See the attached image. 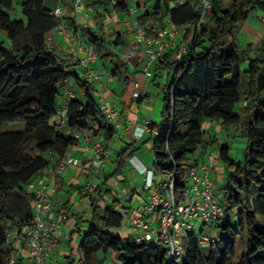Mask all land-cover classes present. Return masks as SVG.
<instances>
[{"label": "trees", "instance_id": "trees-1", "mask_svg": "<svg viewBox=\"0 0 264 264\" xmlns=\"http://www.w3.org/2000/svg\"><path fill=\"white\" fill-rule=\"evenodd\" d=\"M13 3L0 0V30L11 42L7 46L0 41V264H10L15 249L14 235L9 233L20 234L33 222L34 196L28 185L50 165L56 151L63 156L78 144L73 131L89 138L103 132L107 140L116 131L96 97L95 82L77 74L73 97L65 96L61 103L74 64L47 41V30L57 21L46 0L23 2L27 22L11 18L8 10ZM100 3L92 0L91 6ZM136 5L144 10L137 19L147 36L154 37L168 21L175 27L192 25L185 33L181 58L176 59L177 49L171 48L155 61L151 78L158 82L167 70L162 119L149 126L152 133L157 131L152 144L155 172L174 176L176 200L183 199L189 165L198 161L195 154L207 142L205 121L240 128L247 146L241 160L231 157L228 144L219 148L226 172L224 214L212 223L215 237L208 246H201L198 235L189 233L184 256L171 258L162 242L137 244L121 236L115 229L123 225L125 212L115 203L102 208L98 185L90 187L99 198L92 204L87 228L77 230L81 232L77 251L65 255L64 262L94 264L99 252L112 250L118 253L119 264H264V51L251 44L243 47L239 41L241 27L258 9L264 10V0H211L199 29L200 12L190 2L137 0ZM113 6L127 12L132 5L131 0H115ZM95 17L103 19L96 10ZM104 29L102 24L96 31L82 26L80 34L100 57L117 56L111 76L119 78L120 103L126 111L149 96L148 78L120 54L107 52L125 41L119 34L108 38ZM29 37L30 41L24 40ZM255 51L258 55L252 56ZM239 103H243L240 110ZM64 104L65 119L59 115ZM135 149L127 145L118 152L114 174L122 173ZM239 243L242 252L237 256Z\"/></svg>", "mask_w": 264, "mask_h": 264}, {"label": "crops", "instance_id": "crops-1", "mask_svg": "<svg viewBox=\"0 0 264 264\" xmlns=\"http://www.w3.org/2000/svg\"><path fill=\"white\" fill-rule=\"evenodd\" d=\"M59 1L60 2L57 5H55V2H52L51 8L54 12L58 7H61L63 15L62 18H59L57 15L55 16L53 14V19L57 21V25L61 20H63L69 28L75 31V34L72 37L66 36L63 32H61V30L56 27V25L55 27L53 26L47 30L46 36L47 41L49 40V45L55 48L64 58L65 54L69 50H72L74 48L75 40L77 38L82 39L86 46H91L94 48V46L80 34V28L82 26L91 27L93 31H96L98 30V24H102L104 25V31L107 33L108 38H115L119 34L122 35V38L124 39L126 44L125 34L130 35L129 30L126 29V26L128 27V20L132 22L138 21V15L136 14H141L144 11L143 9L138 8V6L135 5L137 0H131L132 6L126 12V17H124L119 14L117 15V13L125 11L116 10L113 6V3H107L105 0H101L102 3L98 4V6L94 8L93 6H91L92 0H88L87 4L89 5L86 8L87 13L82 18L81 15H78L76 12V4L74 0ZM107 4L109 5L107 6ZM100 5L103 6V9H100ZM109 6H112V8H110ZM95 10L97 12H101V14L103 15L104 18L101 21L100 19L95 17ZM243 32H245L246 34H244ZM243 32L241 34L245 37V41L251 44L254 48L258 46L257 50L262 49L264 51L263 9H258L247 19V21L243 24ZM0 35L3 36V38L6 36L5 32L2 30H0ZM24 40L30 41V37L29 39L25 38ZM8 42L11 43L9 40ZM183 42L184 40H182L181 38L177 39V44ZM120 47L121 45L117 46L116 49L120 50ZM129 48L130 43L126 44L124 50L120 52V56L122 57L123 52L129 50ZM110 50L115 51V49L111 47L107 50V52ZM85 53L86 51H83V53H81V56H83ZM257 55L258 52L256 51L252 54V56ZM99 58L100 56L98 55L90 62L91 66L97 69L102 74L101 84H96V95L100 97L99 101L101 105L109 104L113 106L115 104H118L120 116L117 120H114L112 122L115 126L116 131L114 136L110 140H107L104 133L101 132L98 136L92 138L82 136L79 139L77 145L70 146L68 150L70 152V155L78 160L77 164H71L62 169V154L56 151L54 156L52 157L50 165L54 169V179L57 184L56 191L54 192L52 197L54 217L59 218L61 212H66L68 216L61 222L59 227L61 235L59 246L56 249V252L52 254L44 264L59 263L60 259L65 257V255L70 254L72 251H77L78 243L81 240V232L88 226L87 219L90 217L92 204L94 200H97L99 198L98 193H90L92 189H90V187L100 185V180L105 185L113 182L117 183V180H115V178H117L118 176H120L121 178L119 179V181H126L125 175L123 174L126 166L124 167L122 173L114 174L117 166L114 167L111 164V162H117V154L123 147L132 145L134 148H136L134 154L131 155L127 160V164H129L130 161L132 162V173L129 174L130 176H136L137 174L141 176L144 175L145 185L147 189L149 188L147 183L151 178L154 179L155 185H158L159 182L155 179V175L157 172H155L154 168L155 157L154 150L152 148L156 131L152 133L149 125L150 123L161 122L162 112L164 108L166 83L163 84L160 81H153L151 83L149 82L146 88V92L149 93V96L141 104L133 103L131 107L125 111L123 110V106L120 103V96L122 91L121 83L120 85H115V78L111 76L112 69L108 67L105 62L104 67L106 68V70H100L101 67L99 68L98 66ZM146 58L147 57L144 58L143 55H139L133 58L131 61L126 62L132 68H141V64ZM71 63H73L74 65L72 66V73L69 79V83L71 84V86H74L73 89L75 90L77 89V74H79L83 78H86V76L84 75V70L81 65L74 62ZM118 87H120L121 90H118ZM63 98L64 97L61 96V103L64 100ZM242 105L243 103H239L237 108L240 110L242 108ZM144 127H146V129L143 135L140 136L139 130L140 128ZM204 129L206 131L205 137L207 139V142L202 144L195 154V157L196 159H198V161L207 162L209 158L208 152L214 150V145L219 146L220 148V146L225 144H228L231 148V157L237 160H241L243 158V154L247 146V140L241 135L242 130L240 128L234 126L226 128L219 121L207 120L204 123ZM238 134L242 139L237 140L236 137ZM94 139L102 140L107 143L110 152L109 156L105 160L104 167L100 169L96 176H93L91 174L90 167V161L93 156L92 140ZM143 143H148V150H143V146H139L140 144L143 145ZM111 150L113 152H111ZM233 152L235 154H233ZM108 162L110 164V167H108ZM112 167H114L113 172H111ZM220 171L222 174L225 173L224 165L221 160L214 171V177L216 181L220 180L221 178L219 177ZM101 174L103 177H101ZM221 180H224V178H222ZM89 182H91V186L87 187V183ZM101 192L103 193V187H101ZM216 195L219 196L218 190L216 191ZM146 200L147 199H145V201ZM105 203L106 202L104 201L103 197L102 201H100V204L103 206ZM77 230H80L81 232L79 231L80 233H78ZM15 235H17L16 232H14V241L16 237ZM18 235H20V237L22 238V245L26 247V237L23 233H20ZM23 252H26V248ZM98 254H100V252ZM103 256L105 257V255L98 256L100 264H105L106 257L104 258Z\"/></svg>", "mask_w": 264, "mask_h": 264}, {"label": "built area", "instance_id": "built-area-1", "mask_svg": "<svg viewBox=\"0 0 264 264\" xmlns=\"http://www.w3.org/2000/svg\"><path fill=\"white\" fill-rule=\"evenodd\" d=\"M74 1L77 14L83 18L86 14L82 7L84 0ZM178 2L179 4L190 2L199 10L200 18L197 23L199 29L201 23L206 20V11L211 7V0H178ZM53 14L62 18L61 7H58ZM127 25L130 32V48L123 52L122 57L127 62L139 55L147 57L141 64V68L147 76H152V64L171 48L177 49L176 59L181 58L186 46L184 42L177 44V39L184 40L187 29L192 27L190 24L175 27L168 21L164 27L156 29L154 37H150L147 36L145 27L138 21L128 20ZM56 27L66 36L72 37L75 34V31L69 28L63 20ZM83 51L86 53L81 56ZM97 56V50L86 46L80 38L75 40L74 48L65 54L66 59L82 66L88 80L101 84L102 74L90 64L91 60ZM63 87L64 98L65 96L73 97L75 92L69 81ZM134 95L138 96L139 92L135 91ZM102 108L110 121L113 122L119 118L118 104L113 106L105 104L102 105ZM67 109V104H64L59 110V115L64 119L67 117ZM145 129L146 127L140 128V136L143 135ZM73 135L78 139L85 136L78 130L73 131ZM92 148L93 156L90 167L91 174L96 176L104 167L110 152L109 146L102 140H92ZM219 162L220 153L217 150H212L209 153L207 162H191L188 168L187 187L184 189L181 201H177L175 197L173 175L167 176L166 180L159 181L158 185H155L154 179L151 178L147 183L150 191L147 200L131 215L130 226L135 232L132 240L137 244L162 242L167 246L171 258L184 256L189 233L198 235L199 243L203 247L214 241L215 233L210 235L205 231L209 224L224 214L222 198L216 195L218 184L214 177V171ZM77 163L78 160L72 157L67 150L62 158V169ZM54 173L53 167L49 165L28 185L34 196L32 201L33 222L26 226L22 232L26 237V247L22 245L20 235H16L15 249L11 254L10 264H44L59 246L61 238L59 227L68 215L66 212H61L59 218L54 217L52 197L57 186ZM90 186L91 182L87 183V187ZM197 222L201 223V227L195 231L194 225ZM12 233L10 232L9 235H14ZM25 248L26 252L24 253ZM18 258H21L22 262H19Z\"/></svg>", "mask_w": 264, "mask_h": 264}, {"label": "rangeland", "instance_id": "rangeland-1", "mask_svg": "<svg viewBox=\"0 0 264 264\" xmlns=\"http://www.w3.org/2000/svg\"><path fill=\"white\" fill-rule=\"evenodd\" d=\"M24 1L25 0H14L13 8L8 10L12 19L24 20L25 22L28 21V15L23 11V2ZM105 1L107 3H114L115 0H105ZM133 1H136V0H133ZM226 1H228V0H226ZM52 2H55V5H57L60 1L59 0H46L47 7H51ZM87 2H88V0H84L83 5H82L83 11L85 13H87V9H86L88 7ZM108 5L109 4H107V6ZM135 5H136V3H135ZM109 7L112 8V6H109ZM100 9H103L102 5H100ZM118 14L121 15V16H124V17H126V15H127L126 12H120V13H117V15ZM136 15H140V14L137 13ZM126 29L128 30L127 26H126ZM242 32H243V26L241 27L240 32H239V41H240V44L243 47H246V46L249 45V43L247 41H245L246 39L241 34ZM243 33L246 34L245 32H243ZM129 36H130L129 34L128 35L125 34L126 44L130 43ZM0 41H4V44L7 45V46L9 45V42H8L6 36L3 38V36L0 35ZM126 44L124 46L121 45L120 50L114 48L115 51H113V52L116 55L120 54V52H122V50H124V48L126 47ZM116 58H117V56H115V55L112 56V59L111 58H107V57H100L98 59V66H99V68L101 67L100 70H106V68L104 67V62H105V64L108 67H110L112 69L113 66L115 65L113 59H116ZM246 64L247 63H244V65H246ZM155 66H156V62H154L152 67H151L152 74L155 73V71H154ZM161 73H160L158 78H159V81L164 84V83H166L167 78H168L167 70H163ZM147 78H148V83L149 82L151 83L152 82L151 81L152 76H147ZM117 84L120 85V81H119V78L116 77L115 78V85H117ZM155 86H156V84H155ZM118 90H121L120 87H118ZM96 97L98 98V100H100V97L98 95H96ZM236 138H237V140L242 139L239 134L237 135ZM147 144L148 143H145V144L143 143V145L140 144L139 146H143L142 147L143 150H148L149 147H148ZM213 148H214V150L219 151V146H215L214 145ZM111 152H113V151L111 150ZM209 152H208V155H209ZM233 154H235V153L233 152ZM208 155H207V158H208ZM151 156H152V154H151ZM152 158H153V156H152ZM111 164L114 167L115 166L118 167V163L117 162H111ZM131 164H132V162L130 161V163L127 164L125 169H124V173L123 174L125 175L126 181H122V180L119 181V179H121V178H120V176H118L117 178H115V180H117V183L113 182V183H109L108 185H105L100 180L99 184L101 185V187H103V197H104V201L106 202L102 206V208H104V206H106L107 204L115 203L117 209H120V210L125 212V216H124V219H123V225L120 228H117L115 230L121 236H123V237L128 236L132 240V236L135 233L134 230L132 229V227L130 226L132 211H134L137 208L141 207L145 203V199H147L146 196H148L147 194L150 191H149V189L146 188L145 180H144L145 176L144 175L143 176L138 175V174L136 176L135 175H131V176L129 175L130 173H132ZM108 167H110L109 162H108ZM114 167L111 168V172H113ZM220 174H219V177H221V178H220V180L217 181L218 184H219L217 190L219 191L220 198H222L223 195H224L222 186H223V184L225 182V179H226V172L222 174L221 171H220ZM101 177H103L102 174H101ZM166 178H167V176L165 174H162V173H156V175H155V179L158 180V181L166 180ZM222 178H224V180H221ZM133 195H134V197H133ZM117 200H120V201H117ZM200 227H201V223L197 222L194 225V230L198 231L200 229ZM205 232L210 234V235L214 233V229L212 227V224H209V227H206V231ZM241 252H242V247H241V244L239 243L238 244V254H237V256H240ZM117 254H118L117 252L112 251V250L104 251V252L101 251L100 254H97L95 256V263L94 264H100V261L98 260V258H99L98 256L99 255L100 256L105 255V257H106L105 264H119L117 262V260H116ZM76 257H77V254H76ZM62 261L64 262V258H61L59 262L62 263ZM62 264H66V263L64 262Z\"/></svg>", "mask_w": 264, "mask_h": 264}]
</instances>
